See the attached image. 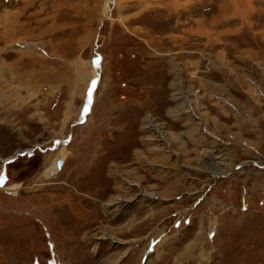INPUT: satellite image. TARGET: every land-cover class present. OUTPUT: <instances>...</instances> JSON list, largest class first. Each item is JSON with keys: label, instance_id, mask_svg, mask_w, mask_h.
I'll list each match as a JSON object with an SVG mask.
<instances>
[{"label": "rangeland", "instance_id": "374dc122", "mask_svg": "<svg viewBox=\"0 0 264 264\" xmlns=\"http://www.w3.org/2000/svg\"><path fill=\"white\" fill-rule=\"evenodd\" d=\"M0 264H264V0H0Z\"/></svg>", "mask_w": 264, "mask_h": 264}, {"label": "bare ground", "instance_id": "6f19581e", "mask_svg": "<svg viewBox=\"0 0 264 264\" xmlns=\"http://www.w3.org/2000/svg\"><path fill=\"white\" fill-rule=\"evenodd\" d=\"M107 11H108V8L105 7V8L102 9V12H101V13L106 15ZM7 162H8V161H6V163H7ZM221 170H222V169H221ZM99 177H100V176H99ZM6 190H11V189H6ZM12 190L15 191V193L18 191V190H17V187H13ZM12 190H11V191H12ZM96 201H97V200H96Z\"/></svg>", "mask_w": 264, "mask_h": 264}, {"label": "water", "instance_id": "95a60500", "mask_svg": "<svg viewBox=\"0 0 264 264\" xmlns=\"http://www.w3.org/2000/svg\"><path fill=\"white\" fill-rule=\"evenodd\" d=\"M63 163H64V161H62V160H59V161H58V166H59V168L62 167Z\"/></svg>", "mask_w": 264, "mask_h": 264}]
</instances>
